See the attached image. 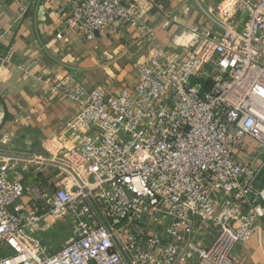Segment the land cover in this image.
Listing matches in <instances>:
<instances>
[{
    "label": "built area",
    "instance_id": "1",
    "mask_svg": "<svg viewBox=\"0 0 264 264\" xmlns=\"http://www.w3.org/2000/svg\"><path fill=\"white\" fill-rule=\"evenodd\" d=\"M69 3L56 38L131 29L151 47L132 89L71 91L46 153L0 154V264H240L264 218V0H215L173 52L136 1ZM13 57L0 44V66ZM60 220L73 236L52 249L38 232Z\"/></svg>",
    "mask_w": 264,
    "mask_h": 264
},
{
    "label": "crops",
    "instance_id": "2",
    "mask_svg": "<svg viewBox=\"0 0 264 264\" xmlns=\"http://www.w3.org/2000/svg\"><path fill=\"white\" fill-rule=\"evenodd\" d=\"M123 1H136L145 11V20L155 27L157 42L167 52L176 50L177 32L203 23L207 9L215 4V0ZM70 13L69 0H37L27 12L16 0H0L4 32L0 44L14 52L13 61L0 66V154L46 153L52 138L80 108L70 97L79 85L102 86L111 93L132 89L135 62L148 54L149 38L142 50L131 29L99 32L92 38L65 31L63 38H56ZM165 14L171 23L162 27ZM59 82L62 88L53 92ZM263 177L264 170L257 180L260 189ZM235 256L240 264H264V218L251 238L236 248Z\"/></svg>",
    "mask_w": 264,
    "mask_h": 264
},
{
    "label": "rangeland",
    "instance_id": "3",
    "mask_svg": "<svg viewBox=\"0 0 264 264\" xmlns=\"http://www.w3.org/2000/svg\"><path fill=\"white\" fill-rule=\"evenodd\" d=\"M262 189L264 190V186L262 187ZM50 226L43 224L40 228L42 230L38 232V235L42 237L43 243L48 245L52 249H58L62 244L69 241L73 236L72 225L69 224L67 220H60L56 222V224H54L52 228H50ZM212 238L213 233L212 236L208 235L205 238H201L200 242L201 244H207L211 242Z\"/></svg>",
    "mask_w": 264,
    "mask_h": 264
}]
</instances>
